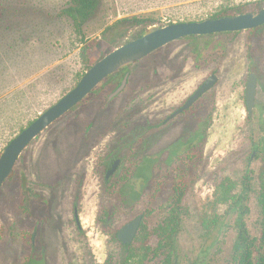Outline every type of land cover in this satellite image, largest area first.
Wrapping results in <instances>:
<instances>
[{"label":"rangeland","instance_id":"rangeland-1","mask_svg":"<svg viewBox=\"0 0 264 264\" xmlns=\"http://www.w3.org/2000/svg\"><path fill=\"white\" fill-rule=\"evenodd\" d=\"M248 1L256 0H102L80 35L71 19L60 15L69 0H0V153L22 127L77 84L85 72L83 41L101 38L118 19L148 16L160 25L203 20L223 5ZM147 28L132 27L122 43ZM203 45L201 65L194 55ZM248 65L258 68L263 103L264 26L184 37L125 69L122 75L129 70L130 79L113 99L108 97L120 81L98 89L49 125L24 150L0 190V264H31L34 259L35 264H103L111 256L114 264L122 263L126 253L112 228L155 205L160 211L149 215L148 232L156 227L168 198L158 186L169 185L177 170L189 164L187 149L196 156L185 170L190 188L178 235L182 264H238L236 213L227 214L224 186L232 195L239 193L247 173L253 188L247 225L257 238L255 264H264V105L253 114L245 106ZM213 71L220 78L210 91L214 118L207 140L190 144L186 131L193 121L185 122L183 116L163 120ZM114 158L121 161L105 182ZM143 163L150 164V178L132 176L128 182L142 196L126 204L118 188L128 169ZM74 202L81 229L73 218ZM157 241L151 235L148 244L154 247ZM142 253L129 263L153 264L143 261Z\"/></svg>","mask_w":264,"mask_h":264},{"label":"trees","instance_id":"trees-1","mask_svg":"<svg viewBox=\"0 0 264 264\" xmlns=\"http://www.w3.org/2000/svg\"><path fill=\"white\" fill-rule=\"evenodd\" d=\"M263 1L264 0H256L239 4L223 5L215 15L209 16L208 18H217L226 15H237L240 13L257 11L264 7H257V4ZM101 4L102 0H69L68 5L60 11V15L69 17L73 23L75 31L78 34L83 35L84 25L96 17L101 7ZM230 9H235L237 11L231 13L229 12ZM154 23H156V21H154L153 18L148 16L146 17L140 15H133L129 17H123L118 19L112 25L107 26L104 31V35L101 38H94L90 41H83V45L80 49V57L85 72L103 56L111 52L119 45L123 44V38L126 36V33L129 29L139 25H145L149 27ZM141 35L142 34H138L133 39L138 38ZM187 37L197 36L192 35ZM124 70L125 69H122L114 74L109 75L80 103L86 102V100L90 98L98 89L106 88L108 83L114 84L115 81L119 82L122 78V72ZM84 73L80 76V78L84 75ZM114 87H116V85ZM24 128L25 127H22L20 131H22ZM204 140H207V136L204 137ZM196 146H199V144L196 143ZM186 151L187 152L185 153V157L187 159V162L189 161L190 164V162L192 163L194 161L196 153L194 152V154H192V151L189 149H187ZM1 154L2 152L0 153V156ZM189 164L184 163L182 165V170H177L174 179L170 182L169 185H163L162 187L158 186V188H164L168 192V198L166 203L167 211L164 214L160 215V221L158 222L156 227H154L153 230H150L149 232L148 225L150 220L148 219V217L151 213L155 211H160L159 207L156 205L151 206L150 208L145 209L142 213L139 214L143 215V221L140 225V229L135 240L131 244H123L121 242L126 254L124 260L120 264H131L129 263V260L134 258L137 255V252L140 250L143 251V261L150 259L153 264H182V260L177 253V249L178 235L182 229V215L184 212L183 202L190 188V177H188L187 173H185V170L188 169L187 166H191ZM149 166L150 164L143 163L140 166H134L128 169L126 181L123 183V185L119 186L118 188V192L120 194L124 193L127 197V200L125 199L126 204L129 203L131 199L136 200L141 198L142 196V191L138 192L136 189H134L135 186L129 183L128 181L131 180L132 176H143L145 178H148L150 176L149 173H147ZM250 178L251 176L249 173L244 175L242 179L241 191L237 194L232 195L230 190L231 188L228 189L227 186H224V200L229 202L227 214L236 213L235 222L237 226V236L234 245V252L235 254H237L238 264H255L254 253L257 238L251 235L247 225V216L250 212L248 202L250 200V196L253 189ZM110 217L111 215L108 214V219H110ZM122 225L123 224H119V222H117V224H115L112 228V234L114 238L118 239V230ZM151 235H154L158 238V241L154 247L148 244L149 237ZM262 239L264 241V231ZM134 262L135 260L133 261V263ZM35 263H37L35 259L31 260V264ZM103 264H114L112 256L109 257V259ZM191 264L198 263L192 262Z\"/></svg>","mask_w":264,"mask_h":264},{"label":"water","instance_id":"water-1","mask_svg":"<svg viewBox=\"0 0 264 264\" xmlns=\"http://www.w3.org/2000/svg\"><path fill=\"white\" fill-rule=\"evenodd\" d=\"M263 24L264 8L258 11L240 13L237 15H226L217 18L172 22L166 25L154 24L149 26L140 37L119 45L94 63L69 92L56 103L41 112L37 118L10 140L2 150L0 156V187L5 180L12 176L19 157L30 143L49 127V125L78 105L109 75L122 69L129 68L135 62L142 60L171 42L186 36L253 30ZM129 76L130 71L128 70L121 82L110 93L109 99H113L122 93L128 83ZM217 80V75H211L189 100L169 118H172L188 108L199 96L209 90ZM256 88L257 78L254 73H251L246 87V98L250 110L254 107ZM120 161V158L114 161L112 168L107 173V177H110L115 172ZM26 182L27 179L23 176V185L25 187ZM142 221L143 215L141 214L123 224L118 230V239L123 244L133 243Z\"/></svg>","mask_w":264,"mask_h":264},{"label":"flooded vegetation","instance_id":"flooded-vegetation-1","mask_svg":"<svg viewBox=\"0 0 264 264\" xmlns=\"http://www.w3.org/2000/svg\"><path fill=\"white\" fill-rule=\"evenodd\" d=\"M261 26H264V24L260 25L258 27H261ZM258 27H256L255 29H257ZM243 31H247V30H243ZM236 32H239V31H236ZM219 33H231V32H219ZM213 34H218V33H213ZM213 34H209V35H195V36H197V37H205V36H210V35H213ZM190 36H192V35H190ZM205 49H206L205 45H203L202 48L199 51V56L194 55V56H196L195 58L197 60H199V63H201V65H203L202 62L204 61V58H205ZM249 57H248V59H250V60L253 58V54H252L251 51H250V56ZM248 68H249V74H248V77H247V80H246V85H245V90H244V103H245V106H246V108L248 110V113L249 114H253L254 109H257V111H259L258 107L260 105L263 106L264 102L261 103L259 101V99H258V88H259V77H260L258 68L255 67L254 65H251V66L248 65ZM125 73H123L121 80L123 79ZM251 73H254L256 75V78H257V88H256L255 99H254V107H253L252 110L249 109L248 103H247V98H246V87H247V83H248V80H249V77H250ZM213 74L218 76L217 82L209 90H207L204 94L199 96L196 99V101L193 102L188 108H186L185 110H183L179 114L173 116L172 118H169L174 112H176L180 107H182L189 100V98L197 91V89ZM129 79H130V76H129ZM129 79H128V81H129ZM219 79L220 78H219V75H218L217 72H215V71L211 72L210 75L208 77H206L203 81H201V83L197 86V88L192 93H190L187 96L185 101L179 107H177L174 111H172L163 120V124L167 123V122H170V121H173L177 117L183 116L185 122H189V121H193L194 122V125L189 130L186 131V133H187L186 136L189 138V141H186V142H189L190 144H194L196 142V141L194 142L195 139L196 140H199L200 138L204 139V137L207 136V130L210 127L211 120L214 118L213 112H214V107H215V102H214L215 98L212 95V92H210V91L213 90V88L217 85V83L219 82ZM121 80H120V82H121ZM116 87H114V89ZM116 159H118V158H114L112 160L110 166L105 171L104 178H103L105 182H107L108 181L107 179H109V177H107V173L112 168L113 163H114V161ZM7 180H5L4 183ZM3 184L1 185L0 190H1L2 186H3ZM22 187H23V191H24V201H25V186H23V178H22ZM73 209H74L73 210V216H74L73 218H74L78 228L81 229L82 226L80 224L79 207H78L76 202H74ZM8 230H9V228H8ZM4 237H8V236L4 235ZM44 249H45V247H44Z\"/></svg>","mask_w":264,"mask_h":264}]
</instances>
